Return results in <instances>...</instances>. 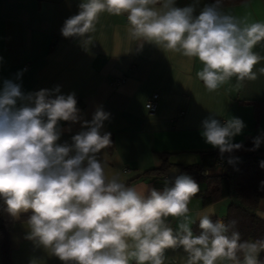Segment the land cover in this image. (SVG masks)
I'll use <instances>...</instances> for the list:
<instances>
[{
  "label": "clouds",
  "instance_id": "clouds-1",
  "mask_svg": "<svg viewBox=\"0 0 264 264\" xmlns=\"http://www.w3.org/2000/svg\"><path fill=\"white\" fill-rule=\"evenodd\" d=\"M78 7L61 29L65 38L90 44L102 13L126 15L129 37L140 41L138 47L152 43L197 60L202 65L197 78L209 92L233 78L236 89L257 78L261 57L254 49L264 43V22L227 14L222 0L198 15L193 6L176 7L175 0H81ZM59 93L57 86L25 95L13 80L0 90V200L14 219L31 212L27 239L63 264H165L167 250L180 248L186 254L180 264H264L259 259L264 238L242 240L238 221H214L212 209L198 214L200 231L194 234L197 219L189 216L188 205L199 184L189 175H177L163 191L109 176L101 154L111 146V134L101 129L110 114L102 108L82 122L86 130L73 135L71 144L58 143L59 122L82 119L75 94ZM18 100L27 102L18 107ZM244 127L240 118L222 124L209 116L202 121V136L221 158L228 153L233 165L239 157L231 154L243 147L233 138ZM262 143L264 136L255 137L248 151ZM169 217L179 221L177 228Z\"/></svg>",
  "mask_w": 264,
  "mask_h": 264
},
{
  "label": "crops",
  "instance_id": "crops-1",
  "mask_svg": "<svg viewBox=\"0 0 264 264\" xmlns=\"http://www.w3.org/2000/svg\"><path fill=\"white\" fill-rule=\"evenodd\" d=\"M81 0H0V90L5 80L21 85L27 95L41 89L60 87V93L75 94L81 121H60L58 143H72V136L83 129L84 120L91 121L97 108L109 113L101 134L110 133L112 148L104 149L106 173L119 174L129 186L163 191L170 186L165 179L157 182L145 176V171L161 164V154L167 153L174 165L198 163L201 151L219 150L206 143L202 136V121L213 116L223 124L240 118L245 127L233 138L241 143L251 137L264 136V43L254 51L261 57L255 66L257 78L245 81L239 89L235 78L214 92H209L196 73L202 65L180 53L165 51L155 44L129 37L126 15L102 13L91 33L90 44L80 38H65L61 29L69 17L78 14ZM209 0H175V6H193L195 15ZM227 14L247 18L249 22H264V0H246L222 7ZM23 71L17 78V73ZM120 84L112 85L115 79ZM152 93L158 94L157 108L149 114L145 102ZM262 104L259 118L255 106ZM27 101H17L21 106ZM182 112V114H179ZM264 150V143L260 148ZM189 203V216L214 210L211 216L225 222L226 208L232 201L226 197L204 205L201 194L204 184ZM147 194V192H146ZM31 213L30 211L27 213ZM264 198L256 214L264 219ZM20 216V217H21ZM14 219V218H13ZM8 235L11 264H63L56 256L26 238V221L14 219ZM174 229L179 221L169 217ZM199 223L197 219L192 225ZM186 254L183 249L167 250L165 264H180ZM227 262H224L226 264ZM0 264L2 263L0 254Z\"/></svg>",
  "mask_w": 264,
  "mask_h": 264
},
{
  "label": "trees",
  "instance_id": "trees-1",
  "mask_svg": "<svg viewBox=\"0 0 264 264\" xmlns=\"http://www.w3.org/2000/svg\"><path fill=\"white\" fill-rule=\"evenodd\" d=\"M212 4L215 0H209ZM246 0H222V7L235 5ZM255 106V117L258 119L261 113L262 104L251 102ZM111 146L106 148L110 150ZM243 147L234 151L231 155L239 157V161L233 165L227 163L228 153L221 158L219 150L201 151L198 163L185 166L174 165L168 160L167 153L161 154V164L158 167L145 171V176L157 182L165 179L170 186L174 183L175 177L180 174H187L196 182L204 184V191L201 194L204 205L212 204L226 197H231L225 214V223L230 220H237L236 229L241 233L242 240H255L264 238V219L256 214L259 201L264 198V168L260 162L264 161V150L248 151L253 147V139L248 137L241 142ZM171 169L178 170L175 175H169ZM31 213L24 214L21 220H27ZM214 221L215 217H212ZM14 219L6 212L3 201L0 200V254L3 264H11L8 235L14 228ZM194 234H198L199 223L193 225ZM259 259L264 260V252L260 253Z\"/></svg>",
  "mask_w": 264,
  "mask_h": 264
},
{
  "label": "built area",
  "instance_id": "built-area-1",
  "mask_svg": "<svg viewBox=\"0 0 264 264\" xmlns=\"http://www.w3.org/2000/svg\"><path fill=\"white\" fill-rule=\"evenodd\" d=\"M124 81L123 78L120 79H115L112 81V85L120 84ZM157 100H158V94L157 93H152L147 101L145 102V108L149 114H154L156 108H157ZM179 114H182L180 112ZM227 264V263H226Z\"/></svg>",
  "mask_w": 264,
  "mask_h": 264
},
{
  "label": "water",
  "instance_id": "water-1",
  "mask_svg": "<svg viewBox=\"0 0 264 264\" xmlns=\"http://www.w3.org/2000/svg\"><path fill=\"white\" fill-rule=\"evenodd\" d=\"M178 173V170H175V169H171L170 171H169V175L171 176V175H175V174H177Z\"/></svg>",
  "mask_w": 264,
  "mask_h": 264
}]
</instances>
